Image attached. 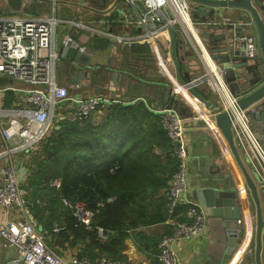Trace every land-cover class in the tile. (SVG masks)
Returning <instances> with one entry per match:
<instances>
[{
    "label": "built area",
    "instance_id": "2783aa9c",
    "mask_svg": "<svg viewBox=\"0 0 264 264\" xmlns=\"http://www.w3.org/2000/svg\"><path fill=\"white\" fill-rule=\"evenodd\" d=\"M75 1L78 5L89 3L88 0ZM122 1L125 6L120 8L116 20L111 22L139 27L141 30L137 34H117L109 28L103 31L98 28L100 21L95 19L69 23L91 33L107 35L126 46L151 42L161 37L167 43L166 57L174 65L175 73L177 61L170 54V45L172 48L175 34L179 35L182 41L192 47L193 54L204 68L201 75L189 77V80L181 83L182 86L192 97L197 98L189 88L203 83L216 98L215 103H205L203 114L193 113L194 117L195 114L204 117L211 132L214 131L212 126L220 132L210 116L221 111L229 113L234 143L241 158L255 173L257 188L264 192V147L252 131L250 110L238 106L237 97L230 92L222 68L213 62L200 36L197 22L191 16L188 0H139L144 6V11L139 14L129 13L128 8L130 6L133 10L135 0ZM66 2L50 0L48 3L52 12L39 16L21 15L20 11L12 10L0 14V208L9 214L4 225H0V236L17 250L16 256L7 259L4 264H120L104 256L90 260L58 255L46 243L45 232L38 226L25 199L27 191L23 183L29 171L24 162L28 153L39 146L48 133L59 125L60 120L85 119L99 105L109 102L106 97L96 93L75 97L69 94L65 85L55 80L56 60L59 59L56 35L60 22L57 5ZM226 22L228 18L223 17V23ZM73 39L71 34H64L59 44L66 45ZM235 42L241 45L246 57H253L258 52L257 38L252 33L235 36ZM79 49L88 52L84 44ZM72 86L78 88L79 84L76 82ZM198 101L204 104V101ZM155 111L159 113L161 124L174 146L173 154L178 160L175 172L163 189L168 212L172 214L178 205H186V210L180 214L183 219L169 217L167 222L172 225V229L158 242V264H175L177 257L174 244L179 240L199 237L204 231L207 215L189 197L184 118L173 106L163 105L155 108ZM20 151L26 154L24 164L19 162ZM50 184L59 187V179L52 180ZM63 205L80 222L89 224L93 212L85 202L63 199ZM16 211L18 214L12 216V212Z\"/></svg>",
    "mask_w": 264,
    "mask_h": 264
},
{
    "label": "trees",
    "instance_id": "16d2710c",
    "mask_svg": "<svg viewBox=\"0 0 264 264\" xmlns=\"http://www.w3.org/2000/svg\"><path fill=\"white\" fill-rule=\"evenodd\" d=\"M110 26L114 29L113 22ZM143 48L132 47L125 54ZM97 108L102 112L98 120L95 111L82 120H60L59 128L28 153L23 183L27 205L58 255L71 250L78 258L104 256L131 264L124 253L126 239L139 237L158 264V242L172 229L167 220L183 219L180 214L186 210L180 204L170 214L163 191L177 168L174 146L159 113L141 99ZM54 179L59 187L50 184ZM63 199L85 202L93 212L89 224L80 222ZM156 224H163L164 231L156 237L144 234L143 227Z\"/></svg>",
    "mask_w": 264,
    "mask_h": 264
},
{
    "label": "crops",
    "instance_id": "0c3cea01",
    "mask_svg": "<svg viewBox=\"0 0 264 264\" xmlns=\"http://www.w3.org/2000/svg\"><path fill=\"white\" fill-rule=\"evenodd\" d=\"M65 1L67 2L63 5L64 11H66H63L61 17L58 16L63 26L59 36L57 37L56 35V43L59 44L62 36L69 33L74 39L79 41L80 45L84 44L86 46L88 52L85 53H92L91 62L94 65L95 63L98 64L96 65L97 69H87L86 76L77 78L78 88H73V84L69 85V80L72 79V77L69 78L70 71L65 72L63 69L61 70L59 84L65 85L69 93H72H70L71 95L83 97L95 93L100 94L109 100V102L103 103L102 106H108L112 101L129 102L141 99L154 109L167 105L170 97H174L179 100V105L183 106L178 107L179 105H177V110L181 112L186 120L192 119L194 117L193 113L203 114L206 102L215 103V96L205 84L202 83L193 87L194 92H192L197 96V98H194L179 82L178 77L183 80H185V77L194 78L201 75L204 70L202 64L193 54L192 47L182 41L179 35L175 34L173 51L170 45V54L172 53L179 65V70L175 73L174 65L166 57L167 43L161 37H157L155 39L156 42L155 40L151 42L144 41L134 43L136 45L131 44L130 46H126L124 43L107 35L91 33L69 23L71 21L83 22V20L95 19L100 21L98 22V28L103 31H108L109 28L111 32L117 34H137L139 27H126L114 22V29L110 26L112 20L110 18L113 13L125 6L123 1H118L111 11H108V9L113 5L115 0H88L89 3L85 4L84 7L78 5V2L76 3L75 0ZM93 9H96V11ZM128 9L130 14L132 12L139 14L142 11L137 5L133 7V10L130 6ZM225 11L228 13L227 10ZM223 17L228 18V20L231 19L229 13H223L222 18H217L215 21L223 23ZM196 26L200 36L203 28L215 33L219 32L218 29H214L212 24L203 23L201 25V23H197ZM244 33H252L257 36L254 28L246 29ZM201 38L203 39L202 36ZM203 43L206 45V39H203ZM221 45V41L217 42V46ZM138 46L144 48L141 51L137 50L136 53L129 52L128 56L125 54L127 49ZM213 62L219 66L216 60ZM77 71L78 68L75 75H77ZM92 71H94V75H91ZM90 87H94L96 92H91L89 90ZM197 99L204 101V104H201ZM96 109L94 110L95 112L93 111L94 120H98L102 113L101 110ZM249 117L252 131L260 142L263 143L264 147V116L258 117L250 113ZM212 129L214 130L213 132L207 127L198 125L186 126L189 197L198 203L194 194V189L198 185H213L222 189L236 190L242 207L240 221L243 227L242 237L232 252H227L229 241L227 230L232 225L229 227L225 226L223 217L207 215L204 231L199 237L191 240H179L174 244L173 248L177 261L179 264H255L252 248L255 213L251 214L249 209V207L252 208L253 206V199L244 175L223 135L218 132L216 127L212 126ZM25 155L24 151L19 152V162H24ZM243 162L247 170L252 172L249 165L244 160ZM254 180L257 186V181L255 178ZM257 190L260 194L262 193L260 188ZM263 204L264 196L261 194V215L264 219ZM17 214V211L12 212V216H16ZM8 216L9 214L0 208V225H4ZM38 226L41 228L39 223ZM164 229L163 224L150 225L149 228L143 227L144 234L150 236L154 232L155 237L164 231ZM136 238L130 237L126 239L124 253L127 255L129 263L154 264L156 261L152 254L153 251L144 249L142 242ZM16 254V247L9 245L0 236V264H4L7 259L16 256ZM61 255L64 258H70L73 256V253L71 250H65ZM260 261L261 264H264V237H262Z\"/></svg>",
    "mask_w": 264,
    "mask_h": 264
},
{
    "label": "water",
    "instance_id": "95a60500",
    "mask_svg": "<svg viewBox=\"0 0 264 264\" xmlns=\"http://www.w3.org/2000/svg\"><path fill=\"white\" fill-rule=\"evenodd\" d=\"M8 7L12 11H19L22 8L23 0H5ZM49 2L50 0H42ZM118 1L115 0L113 5L108 9H113ZM59 2H66L59 0ZM190 5V13L192 18L197 22L208 23L218 29L219 32L208 31L203 28L201 36L206 39V45L212 59L219 63L223 70V76L228 84L230 92L237 97V104L240 108H249V114L260 117L264 116V0H188ZM143 11L144 6L139 0H135ZM83 7L85 5H82ZM87 7V6H86ZM89 8V7H87ZM96 11V9H93ZM231 15V19L226 23L215 21L217 18H222V14ZM219 20V19H218ZM254 28L256 30V38L258 52L253 57H246L242 53L241 45L235 42V36L244 34V30ZM141 29L139 28L138 31ZM221 41L222 45L217 46V42ZM80 43L73 39L66 45L58 44L57 49L59 59L66 63V68L69 73V85H74L77 78L87 75V69L95 70L96 65L91 62V54L85 53L79 49ZM174 49V40L172 42V51ZM78 68L77 75H75ZM177 70L179 65L177 63ZM180 83L185 80L178 77ZM192 92L193 88H189ZM194 92V91H193ZM179 100L170 97L167 106L176 108L179 105ZM206 105H209L206 102ZM178 111V110H177ZM178 113L184 118L183 125H198L207 127V122L204 117L197 116L192 119H185L180 111ZM194 116V115H193ZM210 120L215 124L223 135L229 149L231 150L235 160L240 167L247 187L253 199L252 208L249 207L251 214L255 213L254 219V235H253V251L255 264H261L260 251L262 245V237H264V219L261 215V194L256 186L255 173L249 172L243 162L241 155L234 143L231 130V117L227 111H221L210 116ZM56 125L55 128H59ZM176 144V142H174ZM261 144H263L261 142ZM194 194L198 204L204 209L206 215H214L223 217L225 226H230L227 230L229 241L227 252L237 246L242 237L243 227L240 223L242 207L237 196L236 190L222 189L213 185L199 186L194 189ZM264 211V204H263ZM175 264H179L178 261Z\"/></svg>",
    "mask_w": 264,
    "mask_h": 264
},
{
    "label": "rangeland",
    "instance_id": "374dc122",
    "mask_svg": "<svg viewBox=\"0 0 264 264\" xmlns=\"http://www.w3.org/2000/svg\"><path fill=\"white\" fill-rule=\"evenodd\" d=\"M64 3H59L58 6V16L61 17L64 11ZM10 8L7 5V2L5 0H0V12H9ZM21 15H28V16H39V15H43V14H47V13H51L52 9H51V5L48 2L42 1V0H23L22 2V8L19 10ZM66 11V10H65ZM64 11V12H65ZM67 15V13H66ZM83 21H88L87 20H83ZM63 23L60 22L57 24V37L59 36L60 30L62 29ZM95 65H98L97 63H95ZM64 70L65 72L68 71L66 68V63L62 60L57 59L56 60V70H55V80L57 83L60 82V72L61 70ZM94 71L91 72V75H94ZM89 90L91 92H96V90L94 89V87H90ZM71 93V92H70ZM69 93V94H70ZM72 94V93H71ZM51 133V131H50Z\"/></svg>",
    "mask_w": 264,
    "mask_h": 264
},
{
    "label": "bare ground",
    "instance_id": "6f19581e",
    "mask_svg": "<svg viewBox=\"0 0 264 264\" xmlns=\"http://www.w3.org/2000/svg\"><path fill=\"white\" fill-rule=\"evenodd\" d=\"M208 57V56H207ZM209 62L212 64V61H211V59H210V57H209ZM183 87V86H182ZM182 89V88H181Z\"/></svg>",
    "mask_w": 264,
    "mask_h": 264
}]
</instances>
